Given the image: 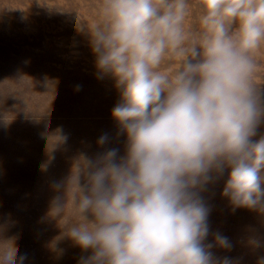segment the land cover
Instances as JSON below:
<instances>
[{
    "label": "clouds",
    "instance_id": "9594fccd",
    "mask_svg": "<svg viewBox=\"0 0 264 264\" xmlns=\"http://www.w3.org/2000/svg\"><path fill=\"white\" fill-rule=\"evenodd\" d=\"M192 15L191 0H100L87 22L97 78L120 95L111 114L126 151L83 158L68 181L80 221L66 220L64 234L92 250L78 264H232L211 251L230 249L226 237L205 243L201 195L226 170L221 195L233 210L264 214V135L252 139L264 120V0H199L194 27ZM64 208L57 197L51 215ZM24 260L0 242V264Z\"/></svg>",
    "mask_w": 264,
    "mask_h": 264
},
{
    "label": "rangeland",
    "instance_id": "374dc122",
    "mask_svg": "<svg viewBox=\"0 0 264 264\" xmlns=\"http://www.w3.org/2000/svg\"><path fill=\"white\" fill-rule=\"evenodd\" d=\"M99 3L0 0V242H6L8 254L25 256L23 264H78L92 255L64 234L66 220L80 221L73 202L76 189L68 181L83 158L126 151V134L111 114L120 95L112 78H97L86 27L97 18ZM191 3L194 27L199 0ZM257 60L264 93V46ZM23 76L31 86L25 88L19 80ZM103 135L107 141L100 145ZM262 135L264 120L252 139ZM226 179L227 170L201 193L211 209L205 243L214 244L213 235L219 233L231 247L214 244V258L264 264V214L246 207L233 210L221 195ZM57 197L65 204L62 217L51 213Z\"/></svg>",
    "mask_w": 264,
    "mask_h": 264
}]
</instances>
